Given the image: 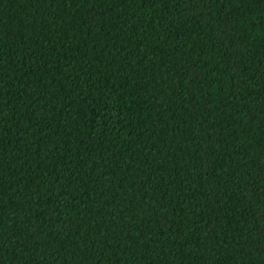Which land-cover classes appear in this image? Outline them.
<instances>
[{
  "label": "trees",
  "instance_id": "1",
  "mask_svg": "<svg viewBox=\"0 0 264 264\" xmlns=\"http://www.w3.org/2000/svg\"><path fill=\"white\" fill-rule=\"evenodd\" d=\"M0 264H264V0H0Z\"/></svg>",
  "mask_w": 264,
  "mask_h": 264
}]
</instances>
